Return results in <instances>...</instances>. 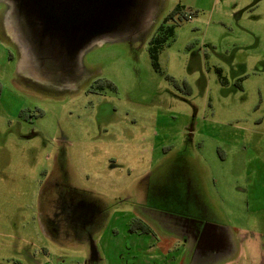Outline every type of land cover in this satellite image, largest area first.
I'll return each instance as SVG.
<instances>
[{
	"label": "rangeland",
	"instance_id": "rangeland-1",
	"mask_svg": "<svg viewBox=\"0 0 264 264\" xmlns=\"http://www.w3.org/2000/svg\"><path fill=\"white\" fill-rule=\"evenodd\" d=\"M154 2L146 33L94 44L81 59L86 79L56 89L20 72L0 4L1 264H25L28 249L41 264H79L89 254L86 241L42 240L45 173L114 210L94 235L101 264H195L190 244L163 225L154 235L128 232L140 206L221 229L228 249L201 264H264V0ZM176 4L190 18L171 21L156 70L148 41ZM95 82L102 87L93 92ZM172 161L188 166L201 208L183 192L164 199ZM152 181L161 198L151 196ZM10 247L14 259L4 258Z\"/></svg>",
	"mask_w": 264,
	"mask_h": 264
},
{
	"label": "water",
	"instance_id": "water-1",
	"mask_svg": "<svg viewBox=\"0 0 264 264\" xmlns=\"http://www.w3.org/2000/svg\"><path fill=\"white\" fill-rule=\"evenodd\" d=\"M66 2L63 10L50 0H0L6 42L18 49L20 72L55 89L77 87L87 77L85 51L105 39L146 33L156 10L154 0Z\"/></svg>",
	"mask_w": 264,
	"mask_h": 264
},
{
	"label": "flooded vegetation",
	"instance_id": "flooded-vegetation-1",
	"mask_svg": "<svg viewBox=\"0 0 264 264\" xmlns=\"http://www.w3.org/2000/svg\"><path fill=\"white\" fill-rule=\"evenodd\" d=\"M11 47L14 54L18 55L17 47ZM25 83L30 82L26 81ZM96 88H93V92H96ZM178 162L172 161L170 163L171 179L165 183L172 184L173 188H171L170 194L165 196L164 199L170 200L174 195L177 196L183 192L187 200L192 201L196 207L201 208L199 207L202 206L201 199L198 197L199 191L197 190L198 193L196 192L192 177L189 171L186 170L188 166L186 165L185 168L179 169V166H184V164H178ZM50 178L51 173L49 176L45 173L39 180V185L41 186L40 195L46 192L45 209L41 213L38 210L36 215L41 229L42 240L45 241L44 238L51 240L71 239L74 243L86 241L85 243H89L88 245H90L89 254L79 264H101L102 256L97 246L99 240L97 241L94 235L103 231L108 225L114 210H110V205L108 206L98 201V199L83 194L79 190H76L75 187L62 182L60 178L53 179V181ZM155 182H150L151 196H159L161 198L163 196L161 186H159L161 182ZM50 192L52 196H50ZM145 211L152 212L151 209L143 208V206H140L139 210H132V215L130 214V218L126 222L128 232L136 235L153 234V231H155L154 226L158 228L160 225H163L167 230L172 231L170 233L178 236L180 238L178 240L190 244L192 262L195 264L204 263L205 260H208V257L220 255L229 247V242L221 243L222 238H224L223 234L221 231L216 230L217 227L215 229L213 224L194 225L189 221L171 219L167 216L154 218L152 215H147ZM153 219L156 220L154 221ZM146 220L150 222L154 221L155 223L149 225ZM112 232L114 231L112 230ZM27 243H32V241L28 240ZM24 250L26 251V249ZM8 251L12 253L9 252L10 255H5L4 258L14 259L17 257L13 254L16 253L15 249L10 247ZM42 253L45 254L46 250L42 249ZM25 261V264H41L33 250L30 251V249L25 254ZM18 263L21 264L23 261ZM10 264L17 263L10 262Z\"/></svg>",
	"mask_w": 264,
	"mask_h": 264
},
{
	"label": "trees",
	"instance_id": "trees-1",
	"mask_svg": "<svg viewBox=\"0 0 264 264\" xmlns=\"http://www.w3.org/2000/svg\"><path fill=\"white\" fill-rule=\"evenodd\" d=\"M51 3L54 5H57L60 9L65 10L66 8L63 7L64 2L69 0H50ZM187 17V13L184 10V7L180 4H176L170 12H168L162 19V21L157 25L154 33L149 38L148 41V56L150 59V63L153 66L154 69L159 70V64H158V54L160 50L163 48V46L171 39H173L174 35V27L175 24L171 21L175 20V18H181V17ZM215 72L217 74V77L219 78L221 83H226L225 77L222 75L221 70L219 68L215 69ZM104 84L108 87L114 88V85L106 81ZM237 84V83H236ZM239 88H241L240 84L237 85ZM95 87H102L101 83H98L97 85H91V90Z\"/></svg>",
	"mask_w": 264,
	"mask_h": 264
},
{
	"label": "crops",
	"instance_id": "crops-1",
	"mask_svg": "<svg viewBox=\"0 0 264 264\" xmlns=\"http://www.w3.org/2000/svg\"><path fill=\"white\" fill-rule=\"evenodd\" d=\"M215 226V225H214ZM216 227L217 226H215V229H216ZM216 230H219V231H222L221 229H219L218 227H217V229ZM212 236H213V234H212ZM212 240V239H211ZM208 241H210V240H208ZM229 241H227V243H228ZM221 243H225V241H224V238H222V242Z\"/></svg>",
	"mask_w": 264,
	"mask_h": 264
},
{
	"label": "built area",
	"instance_id": "built-area-1",
	"mask_svg": "<svg viewBox=\"0 0 264 264\" xmlns=\"http://www.w3.org/2000/svg\"><path fill=\"white\" fill-rule=\"evenodd\" d=\"M187 17L190 18V13H187Z\"/></svg>",
	"mask_w": 264,
	"mask_h": 264
}]
</instances>
